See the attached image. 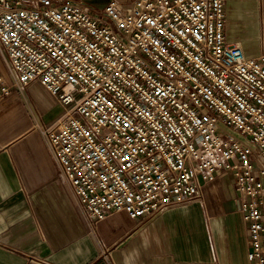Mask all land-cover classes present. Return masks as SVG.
Segmentation results:
<instances>
[{"label": "built area", "instance_id": "2783aa9c", "mask_svg": "<svg viewBox=\"0 0 264 264\" xmlns=\"http://www.w3.org/2000/svg\"><path fill=\"white\" fill-rule=\"evenodd\" d=\"M225 5L113 1L92 14L72 0H0V47L22 91L38 81L65 106L41 131L93 231L232 175L247 264H264V53L228 42Z\"/></svg>", "mask_w": 264, "mask_h": 264}, {"label": "crops", "instance_id": "0c3cea01", "mask_svg": "<svg viewBox=\"0 0 264 264\" xmlns=\"http://www.w3.org/2000/svg\"><path fill=\"white\" fill-rule=\"evenodd\" d=\"M72 1L97 14L113 1L129 7L135 0ZM225 15L230 44L251 57L264 53V0H226ZM64 111L38 81L22 91L0 47V264L248 263V225L232 175L205 185L201 199L150 218L114 212L94 232L41 131Z\"/></svg>", "mask_w": 264, "mask_h": 264}, {"label": "rangeland", "instance_id": "374dc122", "mask_svg": "<svg viewBox=\"0 0 264 264\" xmlns=\"http://www.w3.org/2000/svg\"><path fill=\"white\" fill-rule=\"evenodd\" d=\"M82 1H84V3H86L87 5H96L95 4L96 0H82ZM92 9H93L94 13H97L99 11L98 9H96L94 7Z\"/></svg>", "mask_w": 264, "mask_h": 264}]
</instances>
